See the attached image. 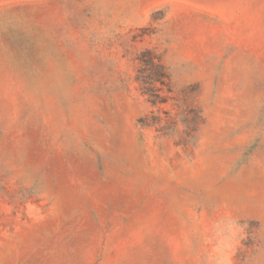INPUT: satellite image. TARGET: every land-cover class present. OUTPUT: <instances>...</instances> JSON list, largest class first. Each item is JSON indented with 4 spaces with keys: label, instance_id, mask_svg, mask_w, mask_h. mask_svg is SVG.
<instances>
[{
    "label": "rangeland",
    "instance_id": "obj_1",
    "mask_svg": "<svg viewBox=\"0 0 264 264\" xmlns=\"http://www.w3.org/2000/svg\"><path fill=\"white\" fill-rule=\"evenodd\" d=\"M0 264H264V0H0Z\"/></svg>",
    "mask_w": 264,
    "mask_h": 264
},
{
    "label": "trees",
    "instance_id": "obj_2",
    "mask_svg": "<svg viewBox=\"0 0 264 264\" xmlns=\"http://www.w3.org/2000/svg\"><path fill=\"white\" fill-rule=\"evenodd\" d=\"M159 72H163V68L161 66H157Z\"/></svg>",
    "mask_w": 264,
    "mask_h": 264
}]
</instances>
